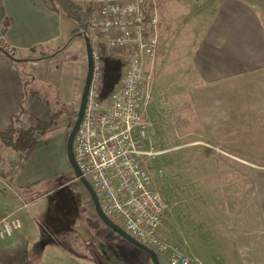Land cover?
Here are the masks:
<instances>
[{
    "label": "crops",
    "instance_id": "1",
    "mask_svg": "<svg viewBox=\"0 0 264 264\" xmlns=\"http://www.w3.org/2000/svg\"><path fill=\"white\" fill-rule=\"evenodd\" d=\"M70 1L92 10L103 0ZM257 1L155 0L158 45L146 115L153 129L150 142L159 150L151 159L152 168L160 174L158 180H165L161 170H166L170 156L192 157L197 145L201 150L198 165L191 159L180 166L185 171L184 211L218 208L227 187V200L240 208L229 228L246 223L244 207L250 203L264 231V158L256 162L249 157L261 153L257 148L264 150V133L263 140L253 143L258 137L251 130L264 128V8ZM208 9L203 18L201 12ZM0 19L5 39L15 49L12 57L0 51V131L10 116L17 115L24 122L33 116L37 93L29 87L31 80L49 79L52 94L74 110L88 70L87 36H70L76 23L47 0H0ZM53 132V159L62 164L66 161L64 130ZM34 156L20 162L11 187L0 179V211L15 210L21 222L11 236L0 238V264H27L32 246L38 251L50 246L44 230L26 216L30 201L26 208H18V199L4 188L15 189L26 200L25 195L39 181L33 174ZM0 159L7 166L16 161V154L0 145ZM151 188L157 192L152 182ZM223 223L215 224L222 227ZM98 247L79 248L91 254L93 262H75L97 264L98 258L103 263Z\"/></svg>",
    "mask_w": 264,
    "mask_h": 264
},
{
    "label": "built area",
    "instance_id": "2",
    "mask_svg": "<svg viewBox=\"0 0 264 264\" xmlns=\"http://www.w3.org/2000/svg\"><path fill=\"white\" fill-rule=\"evenodd\" d=\"M158 23L155 0H103L91 10L84 28L90 76L71 154L104 216L113 223L118 219L129 236L165 264H190L158 233L164 204L151 188L146 164L153 154L146 108L151 101ZM0 51L8 57L15 53L1 19ZM19 164L16 160L5 170L14 174ZM26 206L22 202L20 208ZM20 226L15 211L7 214L0 219V238L11 236Z\"/></svg>",
    "mask_w": 264,
    "mask_h": 264
},
{
    "label": "rangeland",
    "instance_id": "3",
    "mask_svg": "<svg viewBox=\"0 0 264 264\" xmlns=\"http://www.w3.org/2000/svg\"><path fill=\"white\" fill-rule=\"evenodd\" d=\"M257 3L260 8H264V0H258ZM187 8L190 9L192 6ZM208 12L209 9L201 12L204 14L203 18H207ZM196 17L190 15L189 18ZM44 77L46 78V75ZM29 87L37 94L33 116L28 118L26 123L30 125L39 123L47 127L40 141L42 145L39 146L38 143L29 153L30 156L35 154L33 174L39 181L32 186L30 193L25 195L26 200H23L15 189L10 190L4 186L9 194L18 199V208L22 202L30 201L26 216H29L40 230H44L46 242L50 245L38 246L39 251L37 246H32L31 261L27 264H77L75 259L93 262L91 254L82 250L87 245L100 246L98 252L104 264H143L136 247L105 229L97 220L88 194L74 179L67 161L59 164L53 159L56 143V133L53 131L64 130L65 141L67 126L72 124L69 120L72 108L66 107L62 100H58L52 94L49 79H43L41 82L31 80ZM69 129L70 127L68 131ZM251 130L258 137L253 139V143L263 140L261 137L264 128L253 127ZM48 145L53 146L49 149ZM197 146L192 157L182 154L170 156L168 161L170 167L169 165L166 167L167 171L164 168L161 170V174L166 175L165 180H158L160 174L152 168L154 163L151 159L159 153L157 146H152L153 154L146 160L151 182L155 184V189L160 193L164 204L159 226L160 235L182 250L190 260V264H264V231L250 203L247 208L244 207V214L247 217L245 226L229 228L232 222L235 223V213H238L240 208L236 205L232 206L233 203L230 204L227 200V187L223 189L225 200L218 208L212 210L204 207L193 212L184 211L183 200L186 195L183 194L182 177L185 171L183 172L180 166L185 160L191 159L198 165L202 156L199 145ZM256 150H260L261 153L249 157L260 162L264 158V150L262 147ZM5 166L2 165V169L5 170ZM176 167L178 170L175 169ZM195 169L194 173H199L198 167ZM8 211H0V219L15 210ZM217 221H223L224 225L222 227L216 225ZM114 223L120 226L118 219ZM96 232H100L103 236L98 237ZM81 247L82 249H79ZM67 256L70 260H67ZM82 261L78 263L87 264ZM159 261L165 264L163 260L159 259Z\"/></svg>",
    "mask_w": 264,
    "mask_h": 264
},
{
    "label": "trees",
    "instance_id": "4",
    "mask_svg": "<svg viewBox=\"0 0 264 264\" xmlns=\"http://www.w3.org/2000/svg\"><path fill=\"white\" fill-rule=\"evenodd\" d=\"M47 1L52 5L56 4L68 18L76 23V28L71 32L70 36H86L84 28L87 17L91 12L90 8H81L70 0ZM50 55H52V53H49L44 57H49ZM112 67L116 68L114 63L112 64ZM75 113L76 111L72 110V112L69 114V120H72V118L75 116ZM69 127L70 125L67 126L66 134ZM46 128L47 127H45L44 125H39V123L33 125L27 124L26 122L22 121L17 115L10 116L7 126L0 131V144L3 147L13 151L16 154V160L21 162L22 160L26 159L31 150L38 143H40L45 131L47 130ZM1 161L2 160L0 159V163ZM12 175L13 174L8 173L2 168L0 169V179L7 186H11ZM138 251L140 253L143 264H145L146 262H148V264H151L147 254L139 249Z\"/></svg>",
    "mask_w": 264,
    "mask_h": 264
},
{
    "label": "water",
    "instance_id": "5",
    "mask_svg": "<svg viewBox=\"0 0 264 264\" xmlns=\"http://www.w3.org/2000/svg\"><path fill=\"white\" fill-rule=\"evenodd\" d=\"M89 76H90V58L88 55V70L84 76V81H83V85H82V89H81V94H80L78 106L76 108L75 117H74V120L70 126V129H69V131L65 137V141H64V155H65L66 161H67V163L71 169V172L74 176V179L77 180L83 186L86 193L88 194L90 202H91L92 207H93V210H94L96 216L98 217V219L106 227H108L112 231V233L118 235L121 239H123L127 243L131 244L132 246H134L137 249L146 253L151 264H160L156 254L153 252V250H151L149 247L141 244L140 242L136 241L134 238L129 236L120 226L116 225L115 223L110 221L106 216L103 215V213L99 209V206H98V203H97V200H96V197H95V194H94L92 188L90 187V185L88 184L86 179L80 175V172L77 169V167L74 163V160L72 158L71 139H72L73 133H74V131H75V129L79 123V119L81 116V112H82V108H83V104H84V100H85V93H86V89H87V85H88V81H89ZM115 82H116V78L113 80L112 83L109 84V88H111L113 83H115ZM96 263L97 264H103L98 258H96Z\"/></svg>",
    "mask_w": 264,
    "mask_h": 264
},
{
    "label": "flooded vegetation",
    "instance_id": "6",
    "mask_svg": "<svg viewBox=\"0 0 264 264\" xmlns=\"http://www.w3.org/2000/svg\"><path fill=\"white\" fill-rule=\"evenodd\" d=\"M74 111V110H73ZM75 117V116H74ZM74 117L72 118V120H71V122H73V120H74Z\"/></svg>",
    "mask_w": 264,
    "mask_h": 264
}]
</instances>
